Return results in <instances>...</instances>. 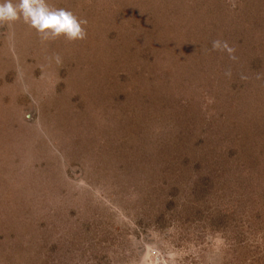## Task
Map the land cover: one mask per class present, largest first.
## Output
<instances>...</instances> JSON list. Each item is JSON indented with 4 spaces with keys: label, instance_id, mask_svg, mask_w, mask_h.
I'll return each mask as SVG.
<instances>
[{
    "label": "rangeland",
    "instance_id": "rangeland-1",
    "mask_svg": "<svg viewBox=\"0 0 264 264\" xmlns=\"http://www.w3.org/2000/svg\"><path fill=\"white\" fill-rule=\"evenodd\" d=\"M47 3L87 35L0 23V264H264V0Z\"/></svg>",
    "mask_w": 264,
    "mask_h": 264
},
{
    "label": "clouds",
    "instance_id": "clouds-1",
    "mask_svg": "<svg viewBox=\"0 0 264 264\" xmlns=\"http://www.w3.org/2000/svg\"><path fill=\"white\" fill-rule=\"evenodd\" d=\"M20 19L33 29L42 41L63 37L68 42H75L85 39L87 35L83 27L87 23L86 20L79 19L65 8L49 6L47 0H18L16 4L11 0L0 2V23ZM218 46L219 42L214 41L213 49Z\"/></svg>",
    "mask_w": 264,
    "mask_h": 264
},
{
    "label": "water",
    "instance_id": "water-1",
    "mask_svg": "<svg viewBox=\"0 0 264 264\" xmlns=\"http://www.w3.org/2000/svg\"><path fill=\"white\" fill-rule=\"evenodd\" d=\"M0 30H2V28H1V27H0ZM29 113H30V112H28V113H27L25 116H26V117H28V116H29Z\"/></svg>",
    "mask_w": 264,
    "mask_h": 264
}]
</instances>
